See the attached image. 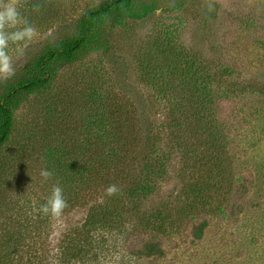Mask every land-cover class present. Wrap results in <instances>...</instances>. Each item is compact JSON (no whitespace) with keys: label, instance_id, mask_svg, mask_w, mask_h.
Instances as JSON below:
<instances>
[{"label":"rangeland","instance_id":"rangeland-1","mask_svg":"<svg viewBox=\"0 0 264 264\" xmlns=\"http://www.w3.org/2000/svg\"><path fill=\"white\" fill-rule=\"evenodd\" d=\"M101 1L44 0L32 15L22 7L38 34L22 54L10 46L15 75L0 80V95L23 64L74 36L78 18ZM207 2L132 0L119 23H97L72 63L52 65L45 88L18 97L0 146V247L12 248L9 224L37 215L54 184L66 199L73 193L64 191V179L77 181V168L91 178L98 157L125 156L110 133L113 117L122 122L133 103L130 91L155 101L161 140L152 156L161 167L146 196L121 193L113 207L104 202L122 218L98 229L104 242L81 264H264V0H211V10ZM122 164L116 171L134 169ZM42 169L52 177L44 180ZM95 193H83L85 200L104 199ZM86 210L49 216L52 230L40 242L52 264L60 235L80 225ZM152 216L161 230L145 228ZM149 241L160 256L140 254Z\"/></svg>","mask_w":264,"mask_h":264},{"label":"trees","instance_id":"trees-1","mask_svg":"<svg viewBox=\"0 0 264 264\" xmlns=\"http://www.w3.org/2000/svg\"><path fill=\"white\" fill-rule=\"evenodd\" d=\"M41 1L44 0H24L22 6L24 13L26 15H32L31 12L37 13L34 5H36V2L41 3ZM131 1L102 0L97 5L88 8L75 23L76 34L74 36L64 42L46 48L43 53L32 61L22 65L20 73L16 75L15 80L6 83L4 92L0 95V146L6 142L9 136L12 126L11 107L18 97H23L25 94L45 88L52 78V65L55 63H72L76 55L91 43L97 23L101 19L109 17H113L115 22L119 23L117 19L126 14ZM131 16L138 19L142 15L134 13ZM103 40L107 41L105 35ZM194 91L198 92L199 90L194 88ZM127 94L133 101V103H126L127 114L130 113V115L127 117L126 114L122 122L121 117L118 114L115 115L113 117L115 120L113 122L114 127L110 133V137L112 136L113 138V144L119 145L116 150H122L125 156L119 158L115 154L117 162H107L106 157L100 156L98 157L100 159L94 160V165L91 167V178L85 177L82 168H77L75 171V174H78L77 181H68L66 177L64 179V191L66 194H73L67 196L68 206L63 213L71 208L85 207L87 210L80 225L76 228L68 225V229L60 235L61 241L58 242L56 253L58 257L55 256L58 258H56L57 264L58 261L62 262V264L64 262L81 264L89 256L96 244L104 242V239L97 233L98 229L104 228V225L109 223L110 220L120 222V218H122L119 213H116L115 209H107V204L104 202L110 201L108 205L113 207L116 204L113 199H116V197L120 198L121 193L135 199L139 198V192L146 193V196L150 192V182L154 179L155 171L161 167L160 161L155 160L152 156L154 155V147L161 140V137H158L157 126L154 123L155 101L149 96H138V93L135 92L131 93L128 91ZM136 94L137 97L133 99ZM168 120L172 122L171 119ZM113 153L114 150L112 149L110 158ZM126 154H128V157ZM95 155H99V152H96ZM136 156L140 158L137 164L134 163ZM123 161L134 164V169L132 165L131 172L127 171V169L116 171L120 166H123ZM70 168V166L65 168L66 173L69 174L68 176L71 175ZM112 184L117 185L120 191L110 197L105 194V189ZM88 190L90 195L91 190L96 193L102 192L103 194L100 198L104 199L99 200L94 196L92 199L85 200L86 196L83 193ZM155 219H158V217L152 216V218L147 219L148 221H144L145 228L152 227L154 230H161L162 223L154 221ZM9 225H11V229H9L11 236L6 241H8V244L12 243L13 246L12 248L7 246L0 247V252L2 253L0 255L1 264H9L6 260H8V257L10 258V255L14 258L11 264H20L22 261V263L26 262L28 264H52L49 251L46 252L44 243L40 242L43 238L41 235L46 231L50 233V229L52 230L51 217L45 216L38 211L37 215H28L23 220H17V222ZM27 232H29V235ZM201 232L200 228L198 236H200ZM28 239L30 242L27 241ZM25 248L31 251L27 249L25 254V251H23ZM141 248L140 254L144 257L161 255V250L153 241L144 242ZM32 252H34V255H32Z\"/></svg>","mask_w":264,"mask_h":264},{"label":"clouds","instance_id":"clouds-1","mask_svg":"<svg viewBox=\"0 0 264 264\" xmlns=\"http://www.w3.org/2000/svg\"><path fill=\"white\" fill-rule=\"evenodd\" d=\"M22 6L23 0H0V80L7 81L15 75L13 57L9 54L10 46H14L15 51L22 54L23 46L38 34L36 28L22 15ZM206 7L209 10L213 8L211 0H208ZM34 8L38 11L40 5L36 4ZM52 175L53 173L46 169L40 171L44 180L50 179ZM119 191L117 185L112 184L105 189V194L111 197ZM67 206L63 189L57 182L39 211L45 216L60 217Z\"/></svg>","mask_w":264,"mask_h":264}]
</instances>
